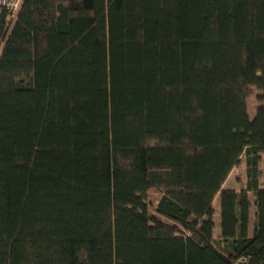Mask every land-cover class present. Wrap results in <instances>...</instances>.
<instances>
[{
	"label": "trees",
	"instance_id": "1",
	"mask_svg": "<svg viewBox=\"0 0 264 264\" xmlns=\"http://www.w3.org/2000/svg\"><path fill=\"white\" fill-rule=\"evenodd\" d=\"M0 41V264H264V0H23Z\"/></svg>",
	"mask_w": 264,
	"mask_h": 264
},
{
	"label": "rangeland",
	"instance_id": "2",
	"mask_svg": "<svg viewBox=\"0 0 264 264\" xmlns=\"http://www.w3.org/2000/svg\"><path fill=\"white\" fill-rule=\"evenodd\" d=\"M3 45V42L0 41V50L1 47ZM257 105L256 102V89L252 88L250 95L247 98V112H248V116L250 119L253 118L254 113H255V107ZM244 163L240 162L237 166H235L232 171L230 172V174L228 175L227 179L225 180L224 184L222 185V188L224 189H233L235 188L236 190H239L240 188H242L244 186L245 183V168H244ZM233 187V188H232ZM160 193L155 190V189H151L149 191V198H148V203H149V210L151 212H153L154 210V205L157 202V200L159 199ZM217 199H215L213 201V205L216 206V209L218 207V196H216ZM251 197V201L252 199V195L250 194ZM253 207L250 209V217L253 216ZM218 227V225L216 226V228Z\"/></svg>",
	"mask_w": 264,
	"mask_h": 264
},
{
	"label": "built area",
	"instance_id": "3",
	"mask_svg": "<svg viewBox=\"0 0 264 264\" xmlns=\"http://www.w3.org/2000/svg\"><path fill=\"white\" fill-rule=\"evenodd\" d=\"M22 2L23 0H0V8L6 11L7 21L9 23L16 17Z\"/></svg>",
	"mask_w": 264,
	"mask_h": 264
},
{
	"label": "crops",
	"instance_id": "4",
	"mask_svg": "<svg viewBox=\"0 0 264 264\" xmlns=\"http://www.w3.org/2000/svg\"><path fill=\"white\" fill-rule=\"evenodd\" d=\"M233 188V187H232ZM234 190H236L235 188H233ZM217 199V197L215 198ZM214 199V200H215ZM213 209H214V231H213V236L214 238H217L220 234V227H219V211H218V207L216 209V206L213 205ZM253 214V213H252ZM252 222H253V216L250 217V222H249V231L248 234L251 235L252 232ZM218 225V227L216 228V226Z\"/></svg>",
	"mask_w": 264,
	"mask_h": 264
}]
</instances>
